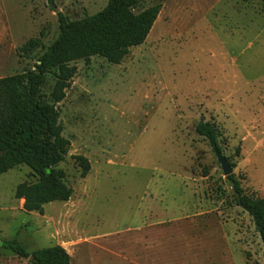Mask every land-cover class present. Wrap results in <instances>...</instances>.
Segmentation results:
<instances>
[{"label":"rangeland","instance_id":"374dc122","mask_svg":"<svg viewBox=\"0 0 264 264\" xmlns=\"http://www.w3.org/2000/svg\"><path fill=\"white\" fill-rule=\"evenodd\" d=\"M107 0H0V78L33 68L59 32ZM161 11L146 41L120 64H74L55 104L68 154L57 166L67 202L26 212L15 189L25 165L0 174V242L29 253L63 247L71 264H264L252 218L236 206L203 117L245 193L264 197V0H145ZM39 45L28 55L20 48ZM47 76L42 93L52 90ZM90 170L81 177L75 156ZM0 264H30L0 249Z\"/></svg>","mask_w":264,"mask_h":264},{"label":"trees","instance_id":"16d2710c","mask_svg":"<svg viewBox=\"0 0 264 264\" xmlns=\"http://www.w3.org/2000/svg\"><path fill=\"white\" fill-rule=\"evenodd\" d=\"M144 2L107 0L102 10L79 20H69L59 13L58 35L37 57L33 68L0 78V174L20 165L32 170L35 182L19 184L14 194L16 199L23 200L26 212L42 215L45 205L67 202L72 196L64 172L57 168L68 154L70 142L62 135L55 104L65 98L76 74V62L88 63L91 58L99 57L117 65L131 48L146 41L162 5L140 8ZM38 45L33 39L20 50L28 55ZM48 75L54 78V84L45 95L42 87ZM195 133L212 148L222 151L220 132L212 122L202 117L195 125ZM226 159L233 168L234 163ZM74 160L81 169V177H85L90 170L89 161L80 155ZM226 179L236 206L252 218L264 246V197L248 196L234 173ZM0 249L28 259L30 264H71L69 254L59 245L29 253L14 237L0 242Z\"/></svg>","mask_w":264,"mask_h":264},{"label":"water","instance_id":"95a60500","mask_svg":"<svg viewBox=\"0 0 264 264\" xmlns=\"http://www.w3.org/2000/svg\"><path fill=\"white\" fill-rule=\"evenodd\" d=\"M214 155L216 157V160L220 166V169L222 171V174L224 177H227L233 173L232 168L226 159L225 155L222 151H220L218 148H213Z\"/></svg>","mask_w":264,"mask_h":264}]
</instances>
